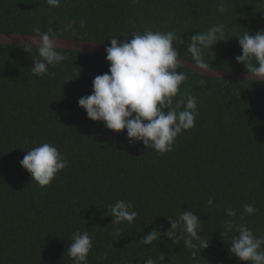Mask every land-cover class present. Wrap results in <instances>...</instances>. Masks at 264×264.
<instances>
[{"label":"trees","instance_id":"16d2710c","mask_svg":"<svg viewBox=\"0 0 264 264\" xmlns=\"http://www.w3.org/2000/svg\"><path fill=\"white\" fill-rule=\"evenodd\" d=\"M218 3L61 0L53 8L46 0H0V32L35 34L38 27L110 45L112 38L130 40L145 29L174 31L185 41L180 58L196 63L188 39L222 24L223 40L203 49V60L213 69L247 72L236 61L242 54L236 36L264 30V0H226L224 14ZM57 51L66 59L39 77L31 71L37 46L0 45V264H73L67 248L76 231L94 237L87 264H145L149 258L156 264H244L229 244L239 224L264 236V82L182 67L187 80L173 106L191 95L199 114L160 155L142 141L129 143L126 129L114 132L91 120L78 105L91 94L93 79L109 71L106 54ZM44 143L54 145L68 166L41 187L19 162ZM119 200L132 203L138 213L133 223H111L109 206ZM245 204L255 212L246 214ZM229 208L235 217L226 216ZM185 210L200 216L207 248L186 247L179 228L177 242L163 235L168 218L179 221ZM153 228L162 237L142 244Z\"/></svg>","mask_w":264,"mask_h":264},{"label":"clouds","instance_id":"9594fccd","mask_svg":"<svg viewBox=\"0 0 264 264\" xmlns=\"http://www.w3.org/2000/svg\"><path fill=\"white\" fill-rule=\"evenodd\" d=\"M50 7H57L61 0H46ZM228 10L226 0H219L217 11L224 14ZM83 23V21H82ZM67 25L65 30H69ZM39 38L36 42L37 56H32L31 71L34 75H49V66L63 62L66 57L57 51L56 35L52 30L42 32L34 28ZM224 26L214 25L206 32H197L190 36L187 50L196 61V66L206 72L213 69L202 57V50L213 48L223 36ZM242 54L236 57L242 63L249 79L264 82V30L255 34L245 32L237 35ZM185 41L174 31L166 33L145 29L141 34L133 33L131 39H110L106 47V60L110 62L109 71L97 75L92 82V92L78 100L87 117L101 122L114 131L126 129L129 143L142 141L146 147L151 146L160 155L169 152L177 136L195 125L198 116L197 99L188 95L186 103L177 101L173 106V98L177 96L180 86L187 80L186 74L180 69L183 66L180 58V45ZM27 52V47L25 46ZM179 70V71H178ZM79 75V73H78ZM183 104L182 110H177ZM167 109V110H165ZM39 186L50 185L56 175L68 166V161L54 145L44 143L27 151L19 162ZM207 203L213 204L210 198ZM111 223L119 224L127 221L133 223L138 216L133 211L131 202L117 201L109 206ZM246 214H253L255 208L245 204ZM226 216L235 217L236 211L225 210ZM170 221V227L163 232L172 242H177L176 230L179 228L184 244L189 249H205L209 246L202 239L200 216L191 211H183L179 221ZM233 225L227 224V231ZM238 235L233 236L229 244V252L239 261L251 264H264V236L257 237L245 224L236 226ZM186 234V235H185ZM162 237L161 231L153 228L146 233L141 243L150 245ZM93 239L87 231H76L72 234V243L68 246V256L73 264H87L88 255L93 247ZM195 255V251H193ZM160 259H164L163 256ZM145 264H156L149 258Z\"/></svg>","mask_w":264,"mask_h":264},{"label":"water","instance_id":"95a60500","mask_svg":"<svg viewBox=\"0 0 264 264\" xmlns=\"http://www.w3.org/2000/svg\"><path fill=\"white\" fill-rule=\"evenodd\" d=\"M39 38L36 37V34H26L18 32H0V45L5 44H18V45H31L36 46ZM57 48L71 49V50H81L94 53L106 54V47L110 46L108 44H101L93 41L86 40H76L72 38L57 37L55 38ZM183 63L182 67L188 68L198 74H202L214 78H232L239 80H251L249 79V74L247 72L239 71H228L213 69L211 72H206L202 69H199L196 66V63L185 60L181 58Z\"/></svg>","mask_w":264,"mask_h":264}]
</instances>
